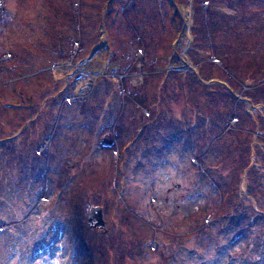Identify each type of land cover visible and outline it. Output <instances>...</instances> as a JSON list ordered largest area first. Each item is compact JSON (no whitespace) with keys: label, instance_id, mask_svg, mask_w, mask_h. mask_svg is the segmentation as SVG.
Returning a JSON list of instances; mask_svg holds the SVG:
<instances>
[{"label":"rangeland","instance_id":"obj_1","mask_svg":"<svg viewBox=\"0 0 264 264\" xmlns=\"http://www.w3.org/2000/svg\"><path fill=\"white\" fill-rule=\"evenodd\" d=\"M107 1L0 0V264H264V0Z\"/></svg>","mask_w":264,"mask_h":264},{"label":"trees","instance_id":"obj_2","mask_svg":"<svg viewBox=\"0 0 264 264\" xmlns=\"http://www.w3.org/2000/svg\"><path fill=\"white\" fill-rule=\"evenodd\" d=\"M125 1L126 0H108L107 1V6L108 7H110V6H112V5H116V4H119V6L121 5L122 6V4H125ZM209 2V1H208ZM228 3H229V1H228ZM214 6H216V4H214ZM217 9H219V8H222V9H219V11H221V10H223L224 12H226L227 11V13H232V14H238L239 15V12L237 11V6L236 5H233V4H226V5H224L223 7H216ZM107 11H108V9H107ZM216 13V12H215ZM216 17H220L219 15H216ZM220 21V18L219 19H217V21H215L214 19L212 20V24H213V26L215 25V26H217V29L218 30H215V32H216V35H211V37H214V43H215V48H216V50H217V52H215L214 53V51H213V54H212V56H209L208 58H212V57H217L216 59L221 63V64H223L226 68H228V69H230V70H232V71H237V69H236V65L234 64V63H232L231 64V58L235 55V53L237 52H239L238 51V49H237V47L235 46L236 45V43L234 42V40L236 39H238V37L239 36H237V37H234V38H232V36H227L226 37V39H225V35H224V33H228V31H226V30H224V29H220V28H222V26H221V24H218V23H216V22H219ZM102 25H103V23H101ZM239 27H240V25H238ZM242 26V25H241ZM238 29V28H237ZM139 30V29H138ZM77 37V36H76ZM223 37H224V39H223ZM222 39V40H221ZM228 43L227 45L228 46H230V48L231 49H229L228 51H226V50H224V46H225V44H223V43H226V42ZM108 44H109V42H108ZM217 44H218V47H217ZM236 47V48H235ZM235 48V49H234ZM219 49V50H218ZM241 52V51H240ZM216 55V56H215ZM172 56V55H171ZM233 59V58H232ZM205 60V59H204ZM202 60H200V61H198L197 63H200ZM237 61V60H236ZM188 64V63H187ZM129 64H127V66H128ZM127 66L126 67H121L120 68V70H119V72L120 73H123V72H125L126 71V69H127ZM234 66V67H233ZM236 66V67H235ZM176 76V75H175ZM210 78V80H212V81H214L215 79L213 78V76H210L209 77ZM253 78L252 77H250V78H248L247 77V79H246V83H248V84H250V85H253L252 84V82L254 81V80H252ZM216 81V80H215ZM166 82V81H165ZM164 83V82H163ZM159 84H160V82H159ZM131 86H132V83L130 82H128L127 81V78H125V88H126V90H130L131 91ZM133 87H134V93L135 94H139V90H138V86L137 85H134L133 84ZM135 119V115H133L132 113H129L128 115H127V120H130L133 124H134V122L132 121V120H134ZM139 128H140V126H139Z\"/></svg>","mask_w":264,"mask_h":264},{"label":"water","instance_id":"obj_3","mask_svg":"<svg viewBox=\"0 0 264 264\" xmlns=\"http://www.w3.org/2000/svg\"><path fill=\"white\" fill-rule=\"evenodd\" d=\"M89 224L96 229L106 227V219L104 218L103 207L101 205L93 206L88 214Z\"/></svg>","mask_w":264,"mask_h":264},{"label":"built area","instance_id":"obj_4","mask_svg":"<svg viewBox=\"0 0 264 264\" xmlns=\"http://www.w3.org/2000/svg\"><path fill=\"white\" fill-rule=\"evenodd\" d=\"M8 56H11L10 53L5 54L3 57H0V60H3V59H5V58H7Z\"/></svg>","mask_w":264,"mask_h":264}]
</instances>
